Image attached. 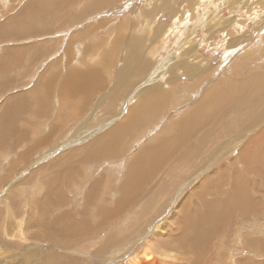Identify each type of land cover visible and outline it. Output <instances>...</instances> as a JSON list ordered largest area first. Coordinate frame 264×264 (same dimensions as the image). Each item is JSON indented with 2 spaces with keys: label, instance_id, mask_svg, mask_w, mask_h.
Returning <instances> with one entry per match:
<instances>
[{
  "label": "rangeland",
  "instance_id": "1",
  "mask_svg": "<svg viewBox=\"0 0 264 264\" xmlns=\"http://www.w3.org/2000/svg\"><path fill=\"white\" fill-rule=\"evenodd\" d=\"M32 1L35 6L33 8L36 9L37 5L41 7L43 4L42 7L46 8L47 12L43 15L37 12L39 16H33L28 8H25L26 5L32 7ZM197 1L201 3L198 2V4ZM56 6L59 7L58 13ZM96 7L98 9L95 10ZM189 10H192V12L190 13ZM19 12L21 13L18 14ZM25 14L28 15L25 16ZM68 19L70 21H67ZM45 21H52V24L50 23L49 29L47 28L44 31L40 29L41 32H36V29L33 30L30 26V23L36 24L43 30L40 23ZM99 21L101 24L98 23ZM14 23H17L18 27ZM24 23L26 26H23ZM91 26H94V30H96L94 34L84 32L87 27ZM263 32L264 0H60L59 2L57 0H0V84L2 83L0 85V264H126L127 256L124 257L126 260L118 259V256L131 251L134 252L137 245L144 249L145 244L148 243L149 249L155 251L156 255L159 256L155 249L157 239L168 240L163 245L167 247L166 249L169 248L167 251L172 249L171 254H176L177 260L172 259L169 264H240V262L242 264H264V165L252 159V169H247L240 160L241 156H239L241 147L246 140L264 127V119L259 124L261 125L260 128L257 125L255 130L254 128L251 129L250 124L244 123L245 126L241 132L251 130L238 135L239 138L233 140L236 142L235 146H231V142H229L226 145L228 150L224 149L225 147L223 148L224 151L219 149L220 152L218 151L217 154L220 155L221 162L214 160L217 155L214 156L213 150L218 142L224 141L226 138L222 140L221 138H207L206 141L209 142L203 143L207 149L206 153H203L198 159H196L197 157L191 159L193 164L192 162L191 164L188 163V161L185 164L184 161L189 157L191 158L188 148L182 149L180 154H176L173 150L167 153L166 151L171 148L169 146L170 142H162L163 138L168 139L171 137L172 130H175L174 124H177L186 114H191L189 111L194 106L201 105L207 114L211 112V109H206L205 104H198L202 96L208 93L204 90L207 88L205 77L208 73H210L209 77H211L213 83L219 87L218 89L220 87L225 88L235 80L252 78L255 74H259L256 76L264 78ZM158 33L160 34L159 37L157 36ZM187 38L195 41L197 53L193 56L181 53V45ZM230 44L232 49L227 47ZM67 52L70 53V56L67 55ZM241 53H244L245 58H239ZM70 58L72 59L70 60ZM129 58H132L133 63L132 61L129 62ZM176 59H179V61L183 59L185 62L187 61V64H195L199 69V73L202 71L203 74L201 76L194 75L193 78L181 73L177 75V71L181 72L182 65L177 67L176 69L179 70L176 71L174 69L175 65L178 64ZM57 60L61 61L57 67H51V63ZM234 60L235 62H233ZM12 63H14L13 67ZM129 63H131V66L137 65V63H145L148 67L140 77L129 78L127 84L129 88L125 92L122 88L124 84L122 86L117 85L122 82L120 80L122 78H118L117 73H119L121 67H127ZM67 66H71L70 69L79 70L78 73L87 68H91L88 70L92 71L99 70L100 81L98 80L93 88L90 86L86 93H77L80 99L75 96L68 98L63 90L61 92L59 88L61 82L58 80L63 77L64 68ZM75 66L79 68H75ZM49 69L51 70L48 73ZM170 69L179 78L175 83L169 84L167 90V94L172 98L170 104L169 102L166 103L169 109L166 111L165 105V109L150 121L147 120V117H144L142 124L136 127L135 130H130L129 123L127 127L117 132L114 137L119 140L121 138V141L113 145L114 151L117 152L112 154L111 157H104L103 159L95 153L90 155L92 151L96 150L94 145L102 143L97 142L101 133H104L105 130L121 120L127 121L125 118L127 109L130 110L139 105L141 97L134 99V96L137 95L136 92L150 80H156V77L159 79L158 82H165L164 78L169 75ZM203 75L205 76L203 77ZM75 76H78V74H75ZM187 77L189 80H187ZM193 85H195V89H192ZM66 86L68 87L65 82L62 88ZM188 87H190V90H187ZM28 88L29 90H27ZM47 89H50L48 93ZM67 99H69V103ZM74 103L76 104L74 105ZM260 108L257 117L264 113V104ZM215 114L222 119L223 115L220 114L219 110H216ZM254 115L255 113L252 110L247 118ZM140 119V116H138L135 120ZM223 120L226 121L225 117ZM240 128L238 124L235 131L240 130ZM20 134L23 136H21L22 138L19 136ZM119 134L125 135L124 138L126 139L122 138L123 136L117 137ZM40 138L41 140H39ZM125 140H130V142ZM261 142H264V131ZM30 144L36 146L39 144L40 146L33 145V147ZM147 146L149 149L152 146L153 150L149 151ZM160 146L164 147L163 152L160 151ZM142 147L144 148L142 149ZM29 148L31 151H29ZM154 149L158 150V154ZM125 150L127 151L125 152ZM83 153L89 157L84 159L85 155ZM119 153L124 159L121 158ZM154 153L156 154L154 155ZM170 153H174V155ZM137 154H146V158L152 155L155 156L152 159L153 161L151 160L153 157L148 160L144 157L145 161L149 162L151 160L152 163L149 162L150 164H148H152L154 170L147 168V171L143 173L146 176L144 178L150 180H145L146 184L141 185L147 191L142 192L136 199L130 194L125 196L127 201L122 204L124 205L123 208L122 205L118 206L115 201L120 198L121 194L127 193L124 192L125 189H122V186L130 181L126 177L129 173L127 164L132 163L131 165H133L134 158L132 157ZM164 154L166 158L168 157L167 159ZM114 155L119 158H117L119 161ZM112 156L115 157L116 161ZM128 157H131V159H128ZM95 158L97 159L95 160ZM207 158L210 160L208 161L209 167L200 170L199 175L196 174L200 177L208 176L202 184L205 187L204 190L208 191L209 194L206 193L207 196L201 195L203 198L201 203L218 198L217 193H220L222 197H228L233 182L238 179L236 174H240V172L249 188L245 195L247 200L244 198L243 204L235 205L232 221L237 219L238 223L232 224L228 221L226 226L229 227H221L219 232L212 231L208 233L207 231V234L211 233V235L204 238V235L198 229L199 227L189 228V226H185L182 214L176 215L179 204L175 205V201L179 196L175 200L174 196H177V192L187 179L193 182L188 190L195 187L194 184L197 183L198 179L191 177L190 174L199 166L200 159L204 161ZM89 159L92 162H97L92 164ZM170 160L173 162H170ZM212 160L215 162L214 165L211 162ZM74 161H76V164ZM58 162L61 163L60 167ZM154 162L155 164H153ZM163 162L164 164H162ZM182 162L183 165H181ZM11 163L13 164V172H11V175H5L7 166ZM159 163L161 166H159ZM168 163L172 164L168 167ZM87 164L90 166L89 168H87ZM108 164L110 165L108 166ZM173 164L178 168L173 166L174 170L171 167ZM125 165L127 166L125 167ZM229 165L231 171L234 168L231 173L227 169L230 167ZM68 167H71L70 170ZM221 167L227 173L223 174L219 169ZM183 168L189 171L186 173ZM212 169L217 171V175L208 173ZM173 170L180 175L178 174L179 176L175 177L177 173ZM73 174L74 177H72ZM226 177L227 180H225ZM44 178H48V180L46 181ZM164 178H168V180L170 178V183ZM208 178L210 179L208 180ZM207 181L208 186L211 185L214 189L215 185L217 191L209 189L205 185ZM225 181L228 183L227 185H224ZM175 182L176 184H174ZM104 184L106 186H103ZM170 184L172 186L169 188ZM221 184L224 186L222 187ZM150 185L151 187L148 188ZM152 188L155 191H152ZM151 191L152 193H150ZM185 194L184 199H187L190 195L189 203L194 202L192 204L195 205L196 200H194L193 193L190 194V191H185ZM45 195L48 196V200ZM192 195L194 198L191 197ZM162 197L163 199H161ZM153 202H159L158 206L154 205ZM233 202L234 200H230V208L226 209L227 214L232 212ZM201 203L196 202L199 206L202 205ZM114 205L121 209L119 208L110 215L112 219L115 215L116 217L109 225L102 228L103 233L97 236L94 231L87 229L80 240H73L72 237L63 239V231L70 232L76 225L72 232L77 233L80 227L78 221H76L77 216H74L75 220H73L74 210L91 208L93 214L89 217V221L93 222L92 226H94L96 225L95 222L100 220V216L95 213V210ZM241 208L244 209L246 214L245 220H240L238 210ZM64 212H71V214L66 215L58 222L60 229H50L51 220L55 221V215H62ZM117 212L119 215L116 214ZM84 217L88 218L86 214H83ZM78 219H81L80 216ZM155 220H157L158 228L152 230V221L155 222ZM26 222L28 223L26 224ZM222 228L224 235L221 233ZM37 230L43 232L41 231L42 233L39 232L41 234L34 236L31 235ZM177 230L180 231L177 232ZM49 233L53 234L50 238L52 241L47 236ZM112 234L116 238L109 243L110 247L107 244L106 248L98 253L97 249ZM178 235H181L180 240H178ZM188 235L193 237H191L193 241L190 236L191 241L188 239ZM219 236L223 245L221 243L218 245ZM170 240H173V242ZM182 240L184 242H181L180 245ZM194 241L196 244L192 243ZM184 243L186 244L183 246ZM166 244L170 246L168 247ZM163 245L161 247L164 249ZM243 245L244 248L241 247V252H237L238 247ZM179 251L181 254H179ZM96 253L98 255L94 257ZM206 254L212 256L208 261L205 260ZM160 260L159 258L157 264H162ZM209 261L210 263H208Z\"/></svg>",
  "mask_w": 264,
  "mask_h": 264
},
{
  "label": "bare ground",
  "instance_id": "2",
  "mask_svg": "<svg viewBox=\"0 0 264 264\" xmlns=\"http://www.w3.org/2000/svg\"><path fill=\"white\" fill-rule=\"evenodd\" d=\"M35 1V0H34ZM42 1H45V0H42ZM58 2L60 1V0H57ZM40 2V1H39ZM198 2H200V1H197V3ZM235 2V1H234ZM37 3V2H36ZM46 4H47V2H45ZM201 3V2H200ZM34 4V2L32 1V7H29V5H26L25 6V8L27 9L28 8V11L33 15V16H39V14L38 13H42V15L44 14V13H46L47 12V9L46 8H43L42 6H43V4H42V6L41 7H38V5H37V8H39V9H35V8H33V5ZM39 4H41V3H39ZM189 4H190V2H189ZM199 4V3H198ZM52 5V4H51ZM54 5V4H53ZM98 5H99V2H98ZM249 5V4H248ZM94 6V5H93ZM189 6V5H188ZM250 6V5H249ZM35 7V6H34ZM199 7V6H198ZM96 9H98V7H96L95 8V10ZM56 11H57V13L59 12V7L58 6H56ZM190 11V13L192 12V10H189ZM22 12V11H21ZM21 12H19L18 14H20ZM38 12V13H37ZM86 13V12H85ZM88 13V12H87ZM86 13V14H87ZM189 13V12H188ZM26 15H28V14H25V16ZM186 15V14H185ZM193 15V14H192ZM15 16V15H14ZM44 18V17H43ZM23 19V18H22ZM39 20H40V18H39ZM67 21H70L69 19L67 20ZM151 21V20H150ZM186 21V20H185ZM24 22V21H23ZM52 22V21H51ZM51 22H48V21H45L44 23H40L41 24V26L43 27V30H42V28H39V25H36V24H31L30 23V26H31V28L34 30V29H36V32H39L40 31V29H41V31H44V30H46L48 27H49V24L51 23ZM57 22V21H56ZM196 22V21H195ZM26 23V22H25ZM23 24V26L25 25L26 26V24ZM98 23H100V21L98 22ZM151 23V22H150ZM237 23H239V22H237ZM245 23V22H244ZM15 24V26H17L18 24L17 23H14ZM52 24V23H51ZM101 24V23H100ZM104 24V23H103ZM11 25V24H10ZM28 25V24H27ZM62 25H63V23H62ZM241 26V25H240ZM13 27V26H12ZM18 27V26H17ZM38 27V28H37ZM2 28V27H1ZM3 28H5V27H3ZM98 28V27H97ZM207 28V27H206ZM242 28V27H241ZM263 28V27H262ZM49 29V28H48ZM95 28H94V26H91V27H87V29L84 31V32H87V34H94V32H96V30H94ZM181 29V28H180ZM18 30V29H17ZM20 30V29H19ZM25 30H27V29H25ZM30 30V29H29ZM40 31V32H41ZM26 32V31H25ZM28 32V31H27ZM21 33V32H20ZM34 33V32H33ZM264 33V32H263ZM8 34V33H7ZM18 34V33H17ZM23 34V33H22ZM41 35V34H40ZM22 36V35H21ZM157 36L159 37L160 36V34L158 33L157 34ZM264 37V36H263ZM18 38H19V34H18ZM90 38V37H89ZM240 38V37H239ZM226 41V40H225ZM103 42V41H102ZM153 42V41H152ZM226 43V42H225ZM42 44H44V43H42ZM87 44V43H86ZM38 45V44H37ZM115 45L117 46V43L115 42ZM90 46V45H89ZM237 46V45H236ZM181 53H185V54H187V55H189V56H193V55H195L196 53H197V51H196V44H195V41L192 39H190V38H187L183 43H182V45H181ZM228 47V49H232V45L230 44V45H228L227 46ZM70 49V48H69ZM88 49V48H87ZM67 51H68V49H66ZM130 50V49H129ZM65 51V50H64ZM246 53V52H245ZM259 53V52H258ZM69 54V55H68ZM88 54V53H87ZM93 54V53H92ZM247 54V53H246ZM245 54V55H246ZM67 55L68 56H70V53L69 52H67ZM98 55V54H97ZM234 55V54H233ZM261 55V54H260ZM240 57L239 58H245V56H244V53H241L240 55H239ZM259 56V55H258ZM263 56V55H262ZM35 58H36V56H34ZM33 57V58H34ZM111 57H113V56H111ZM192 58V57H191ZM194 58V57H193ZM238 58V59H239ZM72 58H70V60H71ZM114 59V58H113ZM253 59V58H252ZM35 60V59H34ZM37 60V59H36ZM108 60V59H107ZM138 60V59H137ZM177 60V63L178 64H176L175 65V67H174V69L177 71V70H179V69H176L177 67H181V65H182V67L180 68V70H181V72H178L177 71V75H179V73H181V74H186L187 76H190L191 78H193L194 77V75H199V76H201L203 73H202V71H201V73H199V69L196 67V65L195 64H187L183 59L182 60H180L179 61V59H176ZM236 60V59H235ZM235 60L233 61V62H235ZM263 60V59H262ZM23 61V60H22ZM132 61V58H129V62H131ZM194 61V60H193ZM196 61V60H195ZM203 61V60H202ZM245 61V60H244ZM248 61V60H247ZM61 61L60 60H57V61H55L54 63L52 62L51 63V67L53 66V67H57V65L60 63ZM263 62V61H262ZM110 63V62H109ZM132 63H133V61H132ZM53 64V65H52ZM174 64V63H173ZM200 64V63H199ZM198 64V65H199ZM234 64V63H233ZM19 65V64H18ZM207 65V64H206ZM14 66V63H12V67ZM136 66V67H135ZM135 66H131V63H129V65L126 67H121L120 68V70H119V73H117V75H118V78H122V79H120V80H122V82H120L119 84H117V85H119V86H122V84H124V86H122V88L125 90V92L127 91V89L129 88L128 86H127V84H128V80H129V78H133V77H140L142 74H144L143 72L144 71H146L147 70V67H148V65H146L145 63H140V64H138L137 63V65L135 64ZM70 67L71 66H67V67H65L64 68V72H63V77L61 78V80L60 79H58L60 82H61V84L59 85V88L61 89V92H62V90H63V92L67 95V97L68 98H70L71 96H75V97H78L79 99H80V96H78L77 95V93L79 94V92H83V93H86L87 92V90L90 88V86H92V88H93V85L95 84V83H97L98 82V80H99V78H100V74L98 73V71H92V70H88V69H91V68H87V69H84V71H82L81 73H78V71L79 70H77V69H73V68H71L70 69ZM199 67V66H198ZM11 68V67H10ZM75 68H79L78 66H75ZM100 68V67H99ZM118 68V67H117ZM201 68V67H200ZM203 68V67H202ZM238 68V67H237ZM12 69V68H11ZM101 69V68H100ZM104 69V68H103ZM119 69V68H118ZM204 69V68H203ZM216 69V68H215ZM247 69V68H246ZM50 70L51 69H49L48 70V73L50 72ZM105 70V69H104ZM217 70H218V68H217ZM238 70V69H237ZM23 71V70H22ZM77 71V73H75ZM167 71H169V70H167ZM215 71V70H214ZM213 71V72H214ZM162 72V71H161ZM205 72V71H204ZM212 72V73H213ZM238 72V71H237ZM236 72V73H237ZM247 72V71H246ZM253 73V72H252ZM257 73V72H256ZM75 74H78V76H75ZM255 74V73H254ZM256 75H259V74H255V76L254 77H252V78H244V79H241V80H235V81H233L231 84L229 83L225 88H222V87H220V89H218L219 87L218 86H216L215 85V83H213V80L212 79H210L211 77H209L210 76V73H208V75H206V80H207V88H205L204 90L205 91H207L208 93L207 94H205L204 96H202V98H201V100H200V102L198 103V104H205L206 106H207V108L206 109H211V112L210 113H206V111L202 108V106L201 105H196V106H194L189 112L191 113V114H186L185 116H184V118L183 119H181V120H179L178 121V123L177 124H174V126H175V130H172V132H171V137H169L168 139H165V138H163L162 139V142H170L169 143V146L171 147L169 150H167L166 152L167 153H169L170 151H172L173 150V152H175L176 154L178 153V154H180L181 153V151H182V149H184V148H188V151L190 152H188L189 154H190V156H191V158L189 157V158H187V159H185L184 161H185V164H186V162L188 161V163H190L191 164V159H193V158H195V157H197L196 159H198L199 157H201V155L203 154V153H206V151H207V149L205 148V146H204V142H205V144H206V142L208 143L209 141H206L207 140V138H221V140L222 139H224V138H226V140H224V141H221V142H218L217 140V142H218V144H217V146L214 148V150H213V154H214V156L215 155H217L216 156V158L214 159L215 161H220V155L218 156V151L220 152V150L219 149H222L223 150V148L224 149H226V150H228V148H227V144L229 143V142H231V146H235V143L236 142H234L235 140H237L239 137H238V135H241V134H243V133H246V132H249L251 129H253L254 128V130L255 129H257V128H255L257 125H258V127L260 128V126L261 125H259L260 123H262V120L264 119V113L262 114V115H260L259 117H257L256 115H257V112L261 109L260 108V106L261 105H263L264 104V78L263 77H261V76H256ZM158 76V75H157ZM205 75H203V77H204ZM236 76V75H235ZM234 76V77H235ZM250 76H251V74H250ZM249 76V77H250ZM10 77V76H9ZM227 77V76H226ZM177 77H176V75L173 73V70H171L170 69V72H169V75L166 77V78H164V80H165V82H163V83H161V82H158V80L159 79H157V77H156V80H150L145 86H143L142 88H140L139 89V91H137L136 93H137V95L136 96H134V99L137 97V98H139V97H141V99H140V103H138L139 105L136 107V108H132V109H127V113H126V115H125V118H126V120L128 121H125V120H121V121H119L118 123H115L112 127H110L109 129H107V130H105L104 131V133L102 134L101 133V136H99L98 137V140H97V142H102V143H99L98 145H94V146H96L95 148H96V150H94V151H92L91 152V154L90 155H92L93 153H95V154H97V155H99V157H103V159H104V157H111V155L112 154H116V152L117 151H114V148H113V145H115V144H117V142H120L121 141V138H120V140L118 139V138H115L114 137V135L117 133V132H119V131H121V130H123L125 127H127V125H129V123H130V130L132 131V130H135V128L136 127H139L141 124H142V122H143V120H144V117H147V120H151V119H153V118H155V116L157 115V114H159L160 112H162L164 109H165V105H166V111L169 109V106H168V104H166L167 102H169V104H170V102H171V100H172V98H171V96L169 95V94H167L168 92H167V90H168V87H169V84H171V83H175L176 82V80H178V78L176 79ZM231 78V77H230ZM154 79V78H153ZM204 79V78H203ZM217 79H218V77H217ZM226 79V78H225ZM228 79H229V77H228ZM131 80V79H130ZM149 80V79H148ZM187 80H189L188 79V77H187ZM221 81H223L222 79H220ZM6 81V80H5ZM100 81V80H99ZM199 81V80H198ZM203 81V80H202ZM201 81V82H202ZM8 82H10V81H8ZM14 82V81H13ZM65 82H66V84L68 85V87L66 86V87H64V88H62V86H64V84H65ZM193 82V81H192ZM200 82V81H199ZM219 82V81H218ZM225 82H226V80H225ZM224 82V83H225ZM4 83V82H3ZM100 83V82H99ZM206 83V82H205ZM219 83H221V82H219ZM228 83V82H227ZM6 84V83H5ZM10 84V83H9ZM209 84H212V85H210L209 86ZM216 84H217V80H216ZM0 85H2V83L0 84ZM32 85V84H31ZM205 85V84H204ZM203 85V86H204ZM223 85H225V84H223ZM116 86V85H115ZM199 86H200V84H199ZM8 87V86H7ZM96 87H98V86H96ZM224 87V86H223ZM27 88V87H26ZM51 88H53V86H51ZM171 88V87H170ZM13 89V88H12ZM21 90H22V88H20ZM24 89H25V87H24ZM192 89H195V85H193V87H192ZM191 89V90H192ZM27 90H29V88L27 89ZM187 90H190V87H188L187 88ZM186 90V91H187ZM201 90H203V89H201ZM201 90H200V92H201ZM203 90V91H204ZM23 91V90H22ZM25 91V90H24ZM48 91H50V89L48 90L47 89V93H48ZM120 91V90H119ZM193 92V91H192ZM24 93V92H23ZM205 93V92H204ZM87 94H89V93H87ZM92 94H93V92H92ZM115 94V93H114ZM84 95V94H83ZM230 96H232L231 97V100H230ZM88 98H89V96H88ZM91 98V97H90ZM170 98V99H169ZM75 99V98H74ZM69 99H67V101H68ZM72 100V99H71ZM82 100H84V99H82ZM81 100V101H82ZM138 100V99H137ZM73 101V100H72ZM76 101V100H75ZM139 101V100H138ZM79 102V101H78ZM77 102V103H78ZM68 103H69V101H68ZM135 103V102H134ZM76 103H74V105H75ZM135 107V106H134ZM248 109H250L251 111H246V110H248ZM216 110H219L220 111V114L221 115H223V117H222V119H220V118H218L217 116H216V114H215V112H216ZM252 110H253V113H255V115L254 116H252V117H248L247 118V115L248 114H251L252 113ZM76 111H78V110H76ZM261 112V111H260ZM264 112V111H263ZM81 115V114H80ZM138 116H140V120H138V121H136L135 119H137V117ZM224 117H225V119H226V121H224L223 119H224ZM244 117V118H243ZM255 117H256V121H255ZM7 118H8V116H7ZM5 120V119H4ZM8 120H9V118H8ZM134 120L136 121L135 123H134ZM3 122V121H2ZM5 122V121H4ZM10 122V121H9ZM244 123H247V124H250V127H251V129L250 130H245V131H243V132H241V130H242V128L245 126V125H243ZM9 124V123H8ZM110 124V123H109ZM239 124V127H241L240 128V130H238V131H235L236 130V128H237V125ZM30 126V125H29ZM1 127V126H0ZM73 127V126H72ZM84 127V126H83ZM6 128V127H5ZM4 128V129H5ZM134 128V129H133ZM141 128V127H140ZM144 128V127H143ZM73 129V128H72ZM6 130V129H5ZM4 130V131H5ZM80 130V129H79ZM130 131V132H131ZM235 131V132H234ZM263 131H264V127H262V128H260L258 131H257V133L255 134V135H253L252 137H249L247 140H246V142L242 145V147H241V152L239 153V156H241V162L244 164V167L245 168H247V169H252V162H251V160L252 159H255L258 163H260V164H262V165H264V142H261V137H262V135H263ZM8 132V131H7ZM16 132V131H15ZM79 132V131H78ZM125 132V131H124ZM27 133V132H26ZM248 134V133H247ZM3 135V134H2ZM18 136V135H17ZM20 137L22 136L21 134L19 135ZM98 136V135H97ZM117 136V135H116ZM123 135H118L117 137H122ZM125 136V135H124ZM124 136L122 137V138H124ZM127 136V135H126ZM130 136V135H129ZM128 136V137H129ZM133 136V135H132ZM11 137V136H10ZM23 137V136H22ZM21 137V138H22ZM25 137V136H24ZM113 137V138H112ZM131 137V136H130ZM231 137V138H230ZM233 137V138H232ZM244 137V136H243ZM20 138V139H21ZM39 138V137H38ZM41 138H42V136H41ZM41 138L39 139V140H41ZM242 138V137H241ZM23 139H25V138H23ZM63 139V138H62ZM124 139H126V138H124ZM129 139V138H128ZM17 140H19V139H17ZM38 140V141H39ZM50 140V139H49ZM60 140V139H59ZM95 140V141H96ZM234 140V141H233ZM21 141V140H20ZM19 141V142H20ZM36 142V143H39V142H42V141H39V142ZM44 141V140H43ZM94 141V140H93ZM112 141V142H111ZM125 141H127V140H125ZM233 141V142H232ZM240 141V140H239ZM238 141V142H239ZM9 142V141H8ZM59 142V141H58ZM123 142V141H122ZM127 142H130V140L129 141H127ZM5 143V142H4ZM94 143V142H93ZM124 143H126V142H124ZM19 144V143H18ZM40 144V143H39ZM37 145V146H40V145ZM47 144V143H46ZM57 144V143H56ZM96 144V143H95ZM210 144V143H209ZM12 145V144H11ZM22 145V144H21ZM20 145V146H21ZM30 145H34V144H30ZM30 145H28V146H30ZM43 145V144H42ZM89 145H92V144H89ZM129 145V144H128ZM18 146V145H17ZM19 146V147H20ZM27 146V145H26ZM34 146H36V145H34ZM33 146V147H34ZM36 146V147H37ZM143 146V145H142ZM149 146V145H148ZM147 146V147H148ZM153 147L155 146V144L154 145H152ZM151 146V147H152ZM1 147V146H0ZM3 147H6V146H3ZM11 147V146H10ZM13 147V146H12ZM11 147V148H12ZM23 147H24V145H23ZM31 147V146H30ZM88 147V146H87ZM125 147V146H124ZM144 147H146L145 145H144ZM144 147H142V149L144 148ZM150 147V149H149V147L147 148V149H149V151L152 149L153 150V147L151 148ZM211 147V146H210ZM229 147V146H228ZM32 148V147H31ZM89 148V147H88ZM94 148V149H95ZM163 146H160L159 147V149H160V151H162L163 150ZM30 149V148H29ZM33 149V148H32ZM83 149H84V147H83ZM127 149V148H126ZM141 149V148H140ZM5 150H6V148H5ZM68 150V149H67ZM79 150V149H78ZM86 150V149H85ZM93 150V149H92ZM128 150V149H127ZM127 150H125V152L127 151ZM156 152H157V154H158V150L157 149H154ZM10 151V150H9ZM29 151H31V149L29 150ZM87 151H89L88 149H87ZM87 151H85V152H87ZM144 151V150H143ZM142 151V152H143ZM145 151H146V148H145ZM224 151V150H223ZM73 152V151H72ZM82 152H84V151H82ZM82 152H80V153H82ZM141 152V153H142ZM152 152V151H151ZM150 152V154H152ZM154 152V151H153ZM163 152V151H162ZM23 153V152H22ZM29 153V152H28ZM27 153V154H28ZM79 153V152H78ZM186 153H187V151H186ZM9 154V153H8ZM30 154V153H29ZM70 154V153H69ZM84 155H85V153H83ZM87 154H89V153H87ZM121 153H119V155H120ZM146 154H147V151H146ZM146 154H140V155H136V156H138V157H132V158H134V163H133V165H131L130 163V165L129 164H127L128 165V167H127V169H129V170H127L126 168V170L127 171H129V173H127L128 174V176H126V177H128V179H130V181H127L123 186H122V189H125L124 190V192H127L126 194H121L120 195V198L117 200V201H115V202H117V205L118 206H121L123 203H124V201H127L126 199V197L125 196H127V195H132L133 197H135V199L137 198V196H140L141 195V193L142 192H145V190H144V188L141 186V185H145L146 184V181L145 180H149V179H145L144 177H146V176H144L143 175V173L144 172H146L147 171V168H151L152 169V164L151 165H149L150 163H152L151 162V160L152 159H154V157H153V155L152 156H150V154H149V158L147 157H145V156H147ZM156 153H154V155H155ZM170 154H173L174 155V153H170ZM17 155V154H16ZM23 155H24V153H23ZM25 155H26V153H25ZM123 155V154H122ZM125 155H126V153H125ZM124 155V156H125ZM15 156V155H14ZM64 156V155H63ZM115 156V155H114ZM114 156H112V157H114ZM121 156V155H120ZM157 156V155H156ZM10 157V156H9ZM23 157V156H22ZM83 157V156H82ZM89 156H84V159H87ZM93 157V156H92ZM94 157H96V155H94ZM116 157V159L118 158L117 156H115ZM115 157H114V159H115ZM144 157L148 160V159H150L151 157H153V158H151V160L148 162V161H145L146 159H144ZM158 157V156H157ZM164 157L166 158V156H165V154H164ZM170 157V156H169ZM172 157V156H171ZM174 157V156H173ZM213 157V156H212ZM220 157V158H219ZM12 158H13V156H12ZM98 158V157H97ZM97 158H95V160L97 159ZM121 158H123L122 156H121ZM131 159V157H128V159ZM168 158V157H167ZM166 158V159H167ZM176 158V157H175ZM179 158V157H178ZM71 159V158H70ZM101 159V158H100ZM99 159V160H100ZM116 159H115V161H116ZM119 159V158H118ZM117 159V160H118ZM124 159V158H123ZM127 159V158H126ZM158 159V158H157ZM164 159V158H163ZM169 159H171V158H169ZM202 159V158H201ZM200 159V164H199V166L195 169V170H193L192 171V173L190 174V176L192 177L193 176V178H197L198 179V181H197V183L196 184H194L195 185V187H193V188H191V190H188V188H190V185L191 184H193V182L192 181H188V179H187V181H185L184 182V184H183V186H181V188H180V190L177 192V196H174V200L175 199H177V197L179 196V198L175 201V205L176 204H179V209H178V211L176 212V215L177 214H182V216H183V218L184 219H182L183 220V222H184V224H185V226H189V228H195V227H199L198 229L201 231V233L204 235V238H207V237H209L208 235H211V233L210 234H207V231H208V233L209 232H212V231H214V232H219L220 230H221V227H223L224 228V226H226V225H228L227 223H228V221L230 222V223H232V224H235L236 222L238 223V221H237V219L236 220H233L232 221V218H233V216H234V210H235V205L236 204H243L244 203V198L246 199V197H245V195H246V193L248 192V184H247V182H246V180L243 178V175H242V173L240 172V174L238 173V174H236V177L238 178V179H236L234 182H233V184H232V189H231V191L228 193V197H222L221 195H220V193H217L218 195V198H214L215 197V195L213 196V198L214 199H211V200H209V201H204V202H202L201 203V201H203V198H202V196H203V194L204 195H206V193H208L209 194V192L208 191H206V190H204V185L202 184L203 182H204V180L208 177V176H206V177H200V176H197L196 174H198L199 175V171L200 170H205L206 168H208L209 166H208V161H210L208 158L206 159V160H201ZM61 160V159H60ZM75 160V159H74ZM90 160V159H89ZM174 160V159H173ZM214 160H212L211 162L213 163V165L215 164V162H214ZM9 161V160H8ZM11 161H13V160H11ZM17 161L18 162H20L21 163V161H19L18 159H17ZM68 162H69V160H67ZM104 161V160H103ZM111 161H112V159H111ZM119 161V160H118ZM120 161H122L121 159H120ZM132 161V160H131ZM153 161V160H152ZM172 160H170V162H171ZM183 161V162H184ZM196 161V160H195ZM195 161H194V163H195ZM7 162V161H6ZM5 162V163H6ZM14 162V161H13ZM56 162V161H55ZM66 162V161H65ZM68 162H66V163H68ZM76 161H74V163H75ZM89 162V161H88ZM90 162L93 164L94 162H92L91 160H90ZM89 162V163H90ZM97 162V161H96ZM95 162V163H96ZM101 162V161H100ZM105 162V161H104ZM104 162H102L103 164H104ZM130 162V161H129ZM133 162V161H132ZM157 162V161H156ZM162 162V161H161ZM160 162V163H161ZM173 162V161H172ZM178 162V161H177ZM177 162H176V164H177ZM183 162H182V164L181 165H183ZM221 162V161H220ZM10 163V162H9ZM19 163V164H20ZM57 163V162H56ZM69 163H71V162H69ZM90 163V164H91ZM109 163V162H108ZM149 163V164H148ZM159 163V164H160ZM175 163V162H174ZM205 163L207 164L206 166H205ZM219 163V162H218ZM18 164V165H19ZM76 164V163H75ZM105 164H107V163H105ZM110 164H112L111 162H110ZM110 164H108V166L110 165ZM116 164V163H115ZM136 164H137V166H136ZM153 164H155V162L153 163ZM162 164H164V162L162 163ZM166 164V163H165ZM170 164H172V163H168V167L170 166ZM192 164H193V162H192ZM21 165H23V164H21ZM58 165H59V167L61 166V163L60 162H58ZM94 165H96V164H94ZM100 165V164H99ZM98 165V166H99ZM102 165V164H101ZM127 165H125V167L127 166ZM178 165H179V163H178ZM189 165V164H188ZM210 165V164H209ZM13 166V164L11 163V164H9L8 166H7V171H6V173H5V175L6 174H12L11 172H13L12 171V167ZM63 166V165H62ZM66 166V165H65ZM87 166H88V164H87ZM86 166V167H87ZM93 166V165H92ZM97 166V165H96ZM95 166V167H96ZM105 166V165H104ZM124 166V165H123ZM159 166H161V164L159 165ZM158 166V167H159ZM163 166V165H162ZM174 166V164L171 166V167H173ZM186 166V165H185ZM205 166V167H204ZM208 166V167H207ZM230 166V165H229ZM21 167V166H20ZM75 167V166H74ZM77 167V166H76ZM82 167V166H81ZM90 166H88L87 168H89ZM175 167V166H174ZM173 167V168H174ZM188 167V166H187ZM191 167V166H190ZM254 167V166H253ZM63 168V167H62ZM69 168V167H68ZM71 168V167H70ZM70 168H69V170H70ZM98 168V167H97ZM124 168V167H123ZM175 168H178V166L177 167H175ZM175 168H174V170H175ZM185 168V167H184ZM183 168V170H185L186 171V169H184ZM55 169H56V167H55ZM54 169V170H55ZM67 169V168H66ZM124 169V170H125ZM159 169H161V168H159ZM188 169V168H187ZM221 171H222V173L223 174H225V173H227L226 171H225V169L223 168V167H221V168H219ZM227 169H229L228 171H229V173H231V172H233L234 171V168L232 169V171H231V166L229 167V168H227ZM20 170H22V169H20ZM74 170V169H73ZM77 170V169H76ZM85 170H86V168H85ZM107 170V169H106ZM123 170V171H124ZM148 170H150V169H148ZM152 170H154V169H152ZM163 170V169H162ZM173 170V171H174ZM177 170V169H176ZM82 171V170H81ZM88 171V170H87ZM105 171V170H104ZM161 171V170H160ZM171 171V170H170ZM169 171V172H170ZM187 171H189V170H187ZM187 171H186V173H187ZM258 171V170H257ZM76 172V171H75ZM152 172V171H151ZM155 172V171H154ZM167 172V171H166ZM174 172H176V171H174ZM259 172V171H258ZM74 173V172H73ZM91 173H93V172H91ZM107 173V172H106ZM177 173V172H176ZM176 173H174V174H176ZM183 173H184V171H183ZM209 174H212V175H217V171L215 170V169H212L211 170V172H208ZM4 174V173H3ZM54 174V173H53ZM53 174H52V176H53ZM79 175H80V172L78 173ZM84 174V173H83ZM113 174V173H112ZM115 174V173H114ZM147 174V173H146ZM151 174H153V173H151ZM174 174H172V175H174ZM179 173H177L176 175H175V177L178 175ZM185 174V173H184ZM257 174V173H256ZM9 175V176H10ZM55 175V174H54ZM59 175V174H58ZM82 175V174H81ZM107 175H108V173H107ZM120 175V174H119ZM171 175V176H172ZM180 175V174H179ZM178 175V176H179ZM186 175V174H185ZM184 175V176H185ZM45 176V175H44ZM76 176V175H75ZM86 176V175H85ZM121 176V175H120ZM167 176V175H166ZM197 176V177H196ZM220 176V175H219ZM8 177V176H7ZM62 177V176H61ZM72 177H74V174H73V176ZM79 177V176H78ZM96 177V176H95ZM122 177V176H121ZM153 177V176H152ZM174 177V176H173ZM3 178V177H2ZM87 178V177H86ZM114 178V177H113ZM214 178V177H213ZM44 179H46V178H44ZM93 179V178H92ZM124 179H126V178H124ZM152 179V178H151ZM153 179H154V177H153ZM159 179V178H158ZM163 179V178H162ZM164 179H166V178H164ZM172 179H174V178H172ZM180 179V178H179ZM190 179V178H189ZM210 178H208V180H209ZM222 179V178H221ZM48 180V178L46 179V181ZM51 180V179H50ZM159 180H161V179H159ZM169 180H170V178H169ZM169 180H168V178L166 179V181H168L169 182ZM175 180V179H174ZM196 180V179H195ZM194 180V181H195ZM225 180H227V177L225 178ZM232 180H233V177H232ZM150 181V180H149ZM165 181V182H166ZM173 181V180H172ZM176 181H178V180H176ZM219 181V180H218ZM151 182H153L152 180H151ZM151 182H150V184H151ZM161 182V181H160ZM180 182H181V180H180ZM179 182V183H180ZM87 183V182H86ZM155 183V182H154ZM157 183H158V181H157ZM161 183H163V182H161ZM160 183V184H161ZM170 183V182H169ZM48 184V183H47ZM49 184H50V182H49ZM48 184V185H49ZM108 185H109V183H107ZM119 184V183H118ZM165 184V183H164ZM172 184V183H171ZM169 185V188H170V186H172V185ZM174 184H176V182L174 183ZM174 184H173V186H174ZM215 184V183H214ZM228 183L225 181V184L224 185H227ZM89 185V184H88ZM154 185V184H153ZM152 185V186H153ZM157 185V184H156ZM155 185V186H156ZM159 185V184H158ZM167 185V184H166ZM205 185L206 186H208V181L205 183ZM220 185V184H219ZM222 185V187L224 186L223 184H221ZM103 186H106L105 184L103 185ZM163 186V185H162ZM197 186H199V187H197ZM118 187H120V186H118ZM146 187V186H145ZM151 187V185L148 187V188H150ZM164 187V186H163ZM168 187V186H167ZM147 188V187H146ZM154 188V187H153ZM153 188H152V191H155V190H153ZM198 188V189H197ZM208 188L209 189H211V190H214V191H217V190H215L216 189V187H215V185H214V189H213V187L210 185V186H208ZM154 189H156V188H154ZM163 189V188H162ZM225 189V188H224ZM105 191V190H104ZM140 191V193H138ZM147 191V190H146ZM152 191L150 192V193H152ZM159 191V190H158ZM185 191L186 192H189L190 191V194H191V192L193 193V195H194V197H195V199L194 200H196V202H200L202 205H197L196 204V202H195V205H193L194 204V202H191V203H189V199H190V195H188V197H187V199H184V196L186 195L185 194ZM210 191V190H209ZM221 191H223V189H221ZM103 192V191H102ZM101 192V193H102ZM211 192V191H210ZM100 193V192H99ZM110 193V192H109ZM138 193V194H137ZM149 193V192H148ZM157 193V192H156ZM168 193V192H167ZM212 193V192H211ZM145 194V193H144ZM182 194V195H181ZM188 194V193H187ZM207 194V195H208ZM193 195L191 196V197H193ZM202 195V196H201ZM206 195V196H207ZM213 195V194H212ZM250 195V194H249ZM46 196V199L48 200V196L47 195H45ZM107 196V195H106ZM147 196H149V195H147ZM158 196H159V194H158ZM51 197V196H50ZM50 197H49V199H50ZM104 197V196H103ZM107 197H109V196H107ZM156 196L154 195V198H155ZM160 197V196H159ZM193 197V198H194ZM147 198V197H146ZM153 198V199H154ZM158 198V197H157ZM206 198V197H205ZM209 198V197H208ZM114 199V198H113ZM116 199V198H115ZM114 199V200H115ZM152 199V200H153ZM161 199H163V197L161 198ZM230 200H234V202H233V209H232V212L230 213V214H227V212H226V209L228 208H230V205H229V202H230ZM247 200V199H246ZM52 201V200H51ZM105 201V200H104ZM186 201V202H185ZM49 202H50V200H49ZM107 202V201H106ZM241 202V203H240ZM41 203V202H40ZM53 203V202H52ZM114 203V202H113ZM193 203V204H192ZM109 204H111V203H109ZM115 204V203H114ZM153 204L154 205H156V206H158V204H159V202L158 203H156V202H153ZM189 204H191L190 206H189ZM116 205V206H117ZM140 205V204H139ZM150 204L148 203V206H149ZM115 205L114 206H111V207H101V208H99V209H96L95 210V213L97 214V215H99L100 216V220H98V221H96L95 222V224L96 225H94V226H92V223L93 222H90L89 221V217L90 216H92V210H91V208H88V207H86V208H81L80 210H74L75 212H74V215H73V220H75V217L74 216H77V220L76 221H78V224L80 225V227H79V229H78V232L77 233H74V232H72L73 231V228L76 226H74L71 230L72 231H70V232H65V231H63V234H64V240L67 238V237H72V239L73 240H80V239H82V235L87 231V229L88 230H90V231H94L95 232V234L98 236L100 233H103L101 230H102V228H104V227H106L107 225H109L113 220H114V217H116V215L113 217V216H111V217H113V219L112 218H110V215L112 214V213H114V212H116L119 208L118 207H116ZM128 206V205H127ZM147 206V205H146ZM121 207H123L124 208V205H122ZM154 207V206H153ZM241 207H243V206H241ZM122 208V209H123ZM157 208V207H156ZM121 209V208H120ZM126 209V208H125ZM238 209V208H237ZM249 209V208H248ZM62 210V209H61ZM94 210V209H93ZM153 210V209H152ZM252 210V209H251ZM55 211H56V209H55ZM54 212V211H53ZM79 212H81V213H79ZM238 212H239V217H240V220H245V216H246V214H245V212H244V209L243 208H241V209H239L238 210ZM55 213H57V212H55ZM119 213H121L120 211H119ZM123 213H125V212H123ZM144 213V212H143ZM69 214H71V212H64L62 215H60V214H58V215H55V221L52 219L51 221H52V224H51V226H50V229H60V227H59V225H58V222L59 221H61V219H63V218H65L66 217V215H69ZM83 214H86V216H88V218H86V217H84L83 218ZM116 214H118V212L116 213ZM139 214H141V213H139ZM119 215V214H118ZM145 215V214H144ZM79 216H80V220L78 219L79 218ZM136 216V215H135ZM137 216H139L138 214H137ZM146 216V215H145ZM150 216V215H149ZM30 217V216H29ZM151 217H153V216H151ZM238 217V218H239ZM6 218V217H5ZM13 218V217H12ZM139 218V217H138ZM175 218V217H174ZM30 220H31V217L29 218ZM28 219V220H29ZM152 219H154V217L152 218ZM151 219V220H152ZM150 220V221H151ZM175 220V219H174ZM57 221V222H56ZM126 221H128V220H126ZM150 221H149V223H150ZM32 222V221H31ZM34 222H36V221H34ZM83 224V225H85V226H83L81 223ZM131 222V221H130ZM153 222V223H152ZM151 223L153 224V229L152 230H154L155 228H158V225L156 224V222H157V220H155V222L154 221H152ZM28 222H26V224H27ZM146 223V222H145ZM48 224V223H47ZM148 224V223H147ZM181 224V223H180ZM203 224H205V226H203ZM34 226H35V224H33ZM32 225V226H33ZM39 225V224H38ZM41 225V224H40ZM45 226V225H44ZM88 226V227H87ZM181 226H182V224H181ZM184 226V225H183ZM29 227V226H28ZM41 227V226H40ZM226 227H229V226H226ZM1 228V227H0ZM19 228V227H18ZM27 228V227H26ZM180 228V227H179ZM186 228V227H185ZM223 228H222V231H221V233L224 235V230H223ZM20 229V228H19ZM49 229V230H50ZM182 229V228H181ZM32 230V229H31ZM49 230H47V231H49ZM75 230V229H74ZM77 230V229H76ZM75 230V231H76ZM194 230V229H193ZM196 230V229H195ZM21 231V230H20ZM42 231V230H41ZM40 230H37L35 233H32L31 235H36V234H41L42 232H41ZM68 231V230H67ZM178 231H180V230H177V232ZM38 232V233H37ZM39 232H41V233H39ZM176 232V233H177ZM198 232V231H197ZM20 233V232H19ZM45 233H46V231H45ZM48 233V232H47ZM58 233V232H57ZM57 233H54V234H57ZM175 233V232H174ZM193 233H196L195 231H193ZM23 234V233H22ZM61 234V233H60ZM197 234V233H196ZM200 234V233H199ZM199 234H198V236H199ZM217 234V233H216ZM19 235V234H18ZM46 235V234H45ZM52 233H49L47 236H48V238H49V240H50V238L52 237ZM176 235V234H175ZM190 235H192V236H194L193 234H190ZM190 235H188V239H189V236ZM219 235V234H218ZM217 235V236H218ZM179 236V239L178 240H180V238H181V235H178ZM187 236V235H186ZM192 236H190V239L192 240ZM197 236V237H198ZM29 238H30V236H28ZM43 237V236H42ZM109 237V238H108ZM107 238V241H105V243L102 245V246H100L98 249H97V252L99 253L101 250H103V249H105L106 248V245L108 244L109 245V243H111L115 238H116V236L115 235H109ZM184 237H185V235H184ZM183 237V238H184ZM192 237V238H191ZM196 237V236H195ZM194 237V238H195ZM210 237H212V236H210ZM187 238V237H186ZM185 238V239H186ZM203 238V239H204ZM219 238H220V236H219ZM24 239H26V238H24ZM32 239V238H31ZM46 239V238H45ZM53 239V238H52ZM55 239V238H54ZM62 239V240H63ZM105 239V238H104ZM189 239V240H190ZM48 240V241H49ZM63 240V241H64ZM188 240V241H189ZM190 240V241H191ZM199 240V239H198ZM219 240V243H218V245L221 243L220 242V240H221V238L220 239H218ZM226 240V239H225ZM246 240V239H245ZM50 241H52V240H50ZM59 241V240H58ZM168 240H161V239H157L156 240V243H155V249H156V252L158 253V255L159 256H157L156 255V253H155V251H152V250H150L149 248V245H148V243H146L145 244V246H144V249H141L138 245H137V247L134 249V252L133 251H131L130 253H124V254H120L119 256H118V259H121V260H126L127 259V261H126V264H157V261L159 260V258L161 259L160 261L162 262V264H169V261L170 260H177V258H176V254H171V252H172V249H171V251L169 250V251H167L168 249H166L167 247L165 246V245H163V244H165L166 242H167ZM171 242H173V240H170ZM193 241V240H192ZM66 242V241H65ZM64 242V243H65ZM179 242V241H178ZM177 242V243H178ZM181 242H184V240H182V241H180V245H181ZM185 242H186V240H185ZM210 242V241H209ZM226 242V241H225ZM233 242V241H232ZM231 242V243H232ZM247 242H249V241H247ZM54 243V242H53ZM61 243H62V241H61ZM61 243H59L60 245H61ZM103 243V242H102ZM150 243V242H149ZM187 243V242H186ZM186 243H184L183 244V246L186 244ZM191 243V242H190ZM192 243H195V241L194 242H192ZM197 243H199V242H197ZM48 244V243H47ZM66 244V243H65ZM68 244V243H67ZM92 244V243H91ZM165 247L164 249H163V247H161L162 245ZM175 244V243H174ZM179 244V243H178ZM177 244V245H178ZM196 244V243H195ZM222 244V243H221ZM244 244H245V242H244ZM248 244V243H247ZM249 244H252V243H249ZM166 245H168V244H166ZM189 245V244H188ZM223 245V244H222ZM225 245V244H224ZM226 245H228L227 244V242H226ZM225 245V246H226ZM63 246V245H62ZM170 245H168V247H169ZM232 246V245H231ZM109 247H110V245H109ZM109 247H107V248H109ZM190 247V246H189ZM202 247V246H201ZM228 247H229V245H228ZM241 247L242 248H244V245L243 246H240V247H238V250H237V252H241ZM246 247V246H245ZM253 247V246H252ZM159 248V249H158ZM222 248V247H221ZM251 248V247H250ZM166 249V250H165ZM174 249V248H173ZM181 249V248H180ZM225 249V248H224ZM222 250V249H221ZM228 250H230V249H228ZM175 251V250H174ZM173 251V252H174ZM205 251V250H204ZM103 252V251H102ZM175 252H178V251H175ZM180 252V251H179ZM224 252V251H223ZM222 252V253H223ZM229 252V251H228ZM228 252H227V254H228ZM48 253V252H47ZM98 253H96V254H94V257L96 256V255H98ZM218 253V252H217ZM222 253H220V254H222ZM163 254H164V256H163ZM179 254H181V252L179 253ZM187 254V253H186ZM213 254H214V251H213ZM220 254H218L219 256H220ZM123 255V256H122ZM190 255V254H189ZM195 255V254H194ZM203 255V254H202ZM201 255V256H202ZM125 256H127V258L126 259H124V257ZM205 256V255H204ZM203 256V257H204ZM223 256V255H222ZM221 256V257H222ZM35 258V257H34ZM45 258V257H44ZM115 258H116V256H115ZM210 258H212V256H210L209 254L207 255L206 254V258H205V260H209ZM215 258V257H214ZM217 258V257H216ZM224 258V257H223ZM226 258H227V256H226ZM225 259V258H224ZM227 259H229V258H227ZM226 259V260H227ZM50 260V259H49ZM22 261V260H21ZM42 261V260H41ZM115 261H117V260H115ZM212 261V260H211ZM234 261V260H233ZM43 262V261H42ZM41 262V263H42ZM53 262V261H52ZM118 262V261H117ZM205 262V261H204ZM245 262V261H244ZM46 263V262H45ZM183 263V262H182ZM208 263H210V261L208 262ZM216 263V262H215ZM213 264V263H212ZM232 264V263H231ZM240 264H242L241 262H240Z\"/></svg>",
  "mask_w": 264,
  "mask_h": 264
}]
</instances>
